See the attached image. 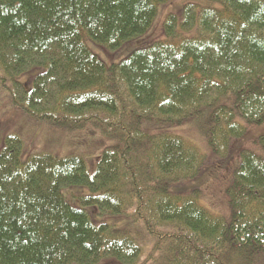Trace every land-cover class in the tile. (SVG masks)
<instances>
[{
    "label": "trees",
    "instance_id": "obj_1",
    "mask_svg": "<svg viewBox=\"0 0 264 264\" xmlns=\"http://www.w3.org/2000/svg\"><path fill=\"white\" fill-rule=\"evenodd\" d=\"M172 1L0 0V106L111 142L89 164L4 134L0 264H264V0L185 2L147 39Z\"/></svg>",
    "mask_w": 264,
    "mask_h": 264
},
{
    "label": "rangeland",
    "instance_id": "obj_2",
    "mask_svg": "<svg viewBox=\"0 0 264 264\" xmlns=\"http://www.w3.org/2000/svg\"><path fill=\"white\" fill-rule=\"evenodd\" d=\"M185 2H197L202 5L209 3L207 0H173L169 4L161 7L159 16L155 20L156 23H154V28L147 39H151L152 37L157 39L163 38V21L166 15L169 14L170 11L179 12L180 8ZM144 43L145 42L140 43L138 40H134L114 52H107L104 49H101V47L98 45H95L91 42H89L88 45L105 62L111 63L125 58L127 55H129V53L132 52L133 49ZM254 131H256V134L258 135L263 134L264 124L261 127L256 126ZM7 132H18L21 135L25 143L24 156H26L27 153H37L43 151L51 152L60 156L76 154L83 156L89 164H91V162L99 154H101L104 147L111 144V142L106 144L105 139H103V137H101L99 132L95 129L88 128L85 133L76 132L67 134V132L64 130L54 129L46 124L35 123L30 118L22 114L19 110L15 109L10 101H8V103H3V106H0V144L4 134ZM188 136L196 141V143L200 146H204L203 140L201 136H199L198 132H194L193 129H190L188 131ZM224 176L225 175L222 174L214 177L209 176V180L208 178L204 177L201 181L202 193L205 196L206 201H208L209 206L213 204L216 206V204H218L220 206V210H223L225 206V200L221 194ZM70 192L72 197L71 194H68ZM62 193L65 199L71 204L81 206V203H79V198H81L83 194L88 193V189L79 186H72L64 188ZM210 211L217 213L213 210Z\"/></svg>",
    "mask_w": 264,
    "mask_h": 264
}]
</instances>
